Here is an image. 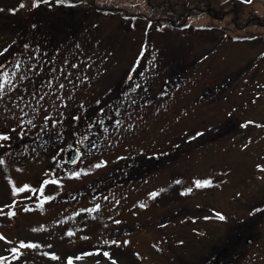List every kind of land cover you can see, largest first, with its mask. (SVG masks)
<instances>
[{"label":"rangeland","instance_id":"rangeland-1","mask_svg":"<svg viewBox=\"0 0 264 264\" xmlns=\"http://www.w3.org/2000/svg\"><path fill=\"white\" fill-rule=\"evenodd\" d=\"M185 1L83 0L72 8L50 1L32 8L33 0H0V71L8 72L12 81L0 94V132L10 135L0 141V209L5 213L0 214V236L5 237L0 256L7 257L0 264H67L70 256L73 264H111L103 252L118 264H204L214 259L216 243L223 245L224 232L235 230L252 243L241 257L239 246L229 247L239 255L232 264H264V213L252 212L264 200V172L257 167L264 165V127L239 130L235 123L264 121V2ZM131 12L140 18L134 21ZM183 15L193 27L170 30L143 21L154 16L172 22ZM244 35L256 38L233 39ZM157 76L159 89L164 85L169 90L165 102L152 115L156 125L144 127L139 135L133 132V138L145 149L155 147L147 146L152 141L158 143L155 166L164 165L162 173L140 186L138 178L125 189L98 188L104 186L98 182L101 176L115 173L122 161L108 154L120 149L116 136L113 149L89 152L72 168L85 167L78 177L65 173L61 180L58 174L55 179L61 183L44 185L43 196L53 197L50 203L41 205L36 191L13 194V185L35 189L47 177L42 171L48 157L32 148L33 137L41 122L63 106L57 95L63 102L93 100L115 87L141 89ZM59 83L65 87L58 89ZM70 90L75 93L69 99ZM24 137L33 138L30 146L20 142ZM104 160L106 164L95 167ZM195 180H210L211 185L196 188ZM69 192L82 197L61 203L59 198ZM153 192L158 195L152 197ZM8 211L16 214L7 216ZM216 212L226 219H216ZM21 241L38 247L19 248Z\"/></svg>","mask_w":264,"mask_h":264},{"label":"flooded vegetation","instance_id":"flooded-vegetation-1","mask_svg":"<svg viewBox=\"0 0 264 264\" xmlns=\"http://www.w3.org/2000/svg\"><path fill=\"white\" fill-rule=\"evenodd\" d=\"M129 72L131 73L132 71L130 70ZM130 76L133 75L131 74ZM158 79V76L155 79L152 78L150 82L146 84L147 86L142 84L141 89L128 86L124 89L115 87L112 90L110 89L109 93H105L106 90H104L96 97L91 95V97L95 98L93 100L81 98L80 100L71 99L60 103L63 106L59 107L58 112H56L50 120L48 118L49 121L44 123L41 122L40 128L36 129L35 136L33 137L34 141L32 148H35V151L40 153L46 160L48 157L47 166L44 167L45 169L42 171L47 173L45 174L47 177H44V180L56 178L58 174L60 178L63 177L65 173L69 174V172L73 171V167H76L89 155V152H94L96 150L108 152L113 149L117 142H113L112 139L116 136L121 138L119 141L120 149H114L108 154H114L117 163L120 160L122 161L120 162V166L116 167L117 169L115 168V173L110 171L106 177L101 176L98 182L100 185L104 186H99L98 188H110L114 190L125 189L127 187L125 186L126 183H132L138 178V183H140L138 185L140 186L144 179L146 180V178L153 174L162 173L166 167L164 165L155 166V161L159 159L158 153L154 151L158 143L152 141L151 144L147 146L155 147L145 149L146 145L137 144L138 137L133 138L135 136L133 132H135V134L137 132L138 134L141 131H146L143 129L144 127L150 129L152 123L155 124L152 120V115L154 111L158 109L157 105H163L162 103L165 102V94L168 93L169 90L167 86L164 85L161 86L162 89L160 90L159 85L156 84ZM172 85L175 88L177 87L174 81ZM104 87H106L107 90L109 88V86ZM155 88L156 91H154ZM74 93V90L69 91L71 98L74 97ZM97 101H100V103L97 104ZM81 105L83 107H81ZM101 108L104 109L103 112L100 111ZM77 116L79 119L73 120V117ZM50 121L51 123H49ZM117 121H120V123L117 124ZM159 130L163 132L161 129ZM33 138L24 137L20 142L23 145L30 146L29 143ZM141 140L145 143L147 141L144 138H141ZM71 147L73 148L72 151L78 156L74 163H68L66 161L70 160L73 155L65 156L66 149ZM134 149H138L139 151L131 152L132 154L128 156H126V154L121 155L122 152L128 153ZM166 151H164L165 154L167 153ZM138 157H142V159L139 160ZM102 162L103 164L107 163L106 160ZM154 167H158V170L151 171ZM81 168V170L75 169V171H86L84 166H81ZM113 175L115 176L113 177ZM109 177H112V179ZM137 233H135V235H137ZM225 233L226 231L221 237L223 245L218 242L215 245L216 250L213 254L214 259L206 261L204 264H211L212 261V264H232L235 258L239 255V257L242 256L244 251H242V249L252 243L251 238L245 236V233L241 234L238 230L228 234ZM238 246L239 250H241L238 251L239 255L237 252H229V247L234 250L238 249L235 248Z\"/></svg>","mask_w":264,"mask_h":264},{"label":"snow or ice","instance_id":"snow-or-ice-1","mask_svg":"<svg viewBox=\"0 0 264 264\" xmlns=\"http://www.w3.org/2000/svg\"><path fill=\"white\" fill-rule=\"evenodd\" d=\"M245 2H248L250 3L251 0H245ZM50 4V0H33V3H32V8H38L40 6V4ZM56 3L57 4H62L64 3V0H56ZM25 5L24 3H21L19 5V8H24ZM4 11V9H0V12ZM9 11H12V12H15L16 10L15 9H10ZM33 27H36L35 25H33ZM15 43V42H13ZM25 49H27L29 47L28 44H25L23 46ZM77 47H79V45H77ZM8 51V48H5L3 50V52H7ZM3 53H0V55H2ZM67 62V61H66ZM4 66L2 64H0V68H3ZM16 67L18 68L19 67V61L16 62ZM71 67L72 68H77L78 65L77 64H71ZM71 75V74H69ZM9 76L10 74L6 71H0V94H2L3 92V89L5 87V84H11L12 81L9 79ZM23 78V77H21ZM86 78V77H85ZM56 79H59L58 77ZM66 79H68L66 77ZM72 81L70 79H68V83H71ZM49 88L52 87V82L51 81H48V85H47ZM65 87V84L64 83H59L58 84V89H63ZM74 87V85H73ZM48 95V93H45V95H42L39 97V100H38V103L39 101H43L45 100V97ZM71 97H69L70 99ZM57 100L61 101V103H63V98L60 97L59 95H57L56 97ZM97 104L100 103V101H97L96 102ZM81 107H83L81 105ZM101 112L104 111L103 108L100 109ZM47 119V117L45 118ZM79 119V117H73V120H77ZM22 123V122H21ZM28 123H32L31 121H28ZM117 124L120 123V121H117L116 122ZM253 123V121H248L246 124L244 125H241L242 127H247L249 125H251ZM106 130V129H105ZM11 131L15 132L16 129H11ZM197 135H200V133H197ZM10 140V135L7 134V133H4V132H0V141H8ZM4 163V160L3 159H0V164H3ZM103 166V162L102 163H98L95 165V167H102ZM257 167H260L259 165ZM261 171L264 172V168H261ZM74 177H78L80 175V173L78 172H75L72 174ZM59 182L56 181V180H45L43 181V183L40 185L39 189H34V188H31L30 185L28 184H24L23 186H16V185H13V188H12V191H13V194H16V193H26L28 191H32V192H35V191H40L41 193V196L43 197L42 200H41V205L47 201V200H51L53 199V197L51 196H43V188H44V185H47V184H58ZM177 184L180 183L179 180L176 181ZM194 185L196 188H203V187H206V186H210L211 185V181L210 180H195L194 181ZM192 189L189 188L186 190V192L182 193V195H185L187 194L188 192H191ZM152 197H155L158 195V193L156 192H153L150 194ZM141 207H144V205H141ZM25 210H28V209H25ZM255 211L259 212V211H262L261 209H256ZM0 214H5L3 209H0ZM16 213L13 212V211H8L6 213L7 216H14ZM250 215H252V213H250ZM207 219V217H205ZM215 218L220 220V221H224L226 219L225 215H223L222 213L220 212H216L215 213ZM116 223H119V221H116ZM68 235H72L71 232L68 233ZM5 237L3 236H0V240H4ZM84 239H87V237H84ZM105 243H108V241H105ZM113 244H116L118 243V241H112ZM124 243H127V241H125ZM182 243V241H181ZM38 247V245L34 244V243H25L23 241L20 242V248H36ZM11 252L14 254L13 255V258L16 259V256L15 254L18 252V249L17 248H12L11 249ZM84 255H88V256H91L93 255V253H85ZM103 256L105 257H108L110 260H111V264H118V262L115 260V259H112L111 256H110V253L109 252H103ZM52 258L53 259H58V257H56L54 254L52 255ZM7 259V257L5 256H0V261H5ZM76 260H79L81 259V256H76L75 257ZM67 264H73V257H68L67 259Z\"/></svg>","mask_w":264,"mask_h":264},{"label":"trees","instance_id":"trees-1","mask_svg":"<svg viewBox=\"0 0 264 264\" xmlns=\"http://www.w3.org/2000/svg\"><path fill=\"white\" fill-rule=\"evenodd\" d=\"M50 1H53L55 4H57L56 3V0H50ZM83 2V0H64V3H62V4H59V7H64V6H72V7H76L77 5H79V4H83L82 3ZM185 2H187V3H189L190 4V2H189V0H187V1H185ZM43 4V3H42ZM58 6V5H57ZM95 7L99 10V11H101V12H103V13H112V14H115V10H111V9H103L102 8V6H98V5H95ZM163 6H161V8H162ZM166 11H169V10H166L165 9V11L164 12H166ZM170 12V11H169ZM170 14H172V12H170ZM184 14V13H183ZM186 14H187V12H186ZM131 15L134 17V19L133 20H137V19H139L140 18V15H138V14H134L133 12H131ZM184 16H186L187 17V15H184ZM151 17H154V16H151ZM146 18H150V16H146ZM178 18H175V20H177ZM175 20H173V21H175ZM181 20H182V18H180V20L178 21H175L176 23H180L181 22Z\"/></svg>","mask_w":264,"mask_h":264},{"label":"water","instance_id":"water-1","mask_svg":"<svg viewBox=\"0 0 264 264\" xmlns=\"http://www.w3.org/2000/svg\"><path fill=\"white\" fill-rule=\"evenodd\" d=\"M68 161H73V159H71V160H68Z\"/></svg>","mask_w":264,"mask_h":264}]
</instances>
